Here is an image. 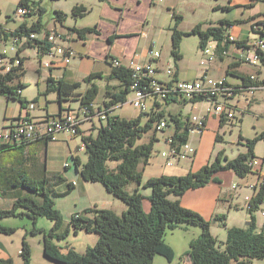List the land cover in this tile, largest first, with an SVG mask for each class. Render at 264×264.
I'll use <instances>...</instances> for the list:
<instances>
[{
  "label": "trees",
  "instance_id": "16d2710c",
  "mask_svg": "<svg viewBox=\"0 0 264 264\" xmlns=\"http://www.w3.org/2000/svg\"><path fill=\"white\" fill-rule=\"evenodd\" d=\"M30 1L21 0L19 5L31 6ZM86 12L87 8L83 5H74L73 7L74 15L83 16ZM56 14V19L61 22L67 16L60 10L56 11ZM173 18L175 23L171 27V53L175 56L176 61L182 59L179 50L184 36L199 35L201 47H204L210 40L217 41L219 50H221L223 42L227 46L230 43L225 40L228 31L225 25H235V21L223 19L217 25L209 24L206 29L203 28V23H198L192 30L184 32L179 28V24L183 20L182 14L174 11ZM0 26L2 27L1 23ZM42 26L41 22H36L32 26L22 23L17 30L41 31L44 29ZM71 30L76 31L80 38H85L87 33L96 31L95 28H77L76 26L71 27ZM262 33L263 31L259 32V34ZM45 36L47 38V35ZM238 43L244 45L245 41L241 40ZM17 54L19 57V49ZM235 65H230L229 69ZM229 69L227 75L233 74ZM24 74L25 69L20 68L19 72L4 71V75H0V95L6 96L8 99L19 100L22 108L26 107L29 102L22 97V89L27 85L20 80ZM102 77H104L103 73L93 72L85 78V81L91 83V87L89 86L82 94V104H90L97 100L100 87L97 83H92V80ZM110 79L119 80L120 89H108L106 96L109 100L105 101V105L112 107L119 103H125L127 95L131 93V71L125 67L114 66ZM243 79L245 83L250 82L248 77H243ZM80 85L79 82L70 83L63 79L56 80L49 77L48 89L45 93L57 92L59 102H62L65 97L74 94ZM36 100L37 98L34 101ZM171 102L169 100L167 103ZM163 110L154 112L145 122L143 121L144 113H140L135 118L110 116L106 124L104 122L100 124L97 135H83L82 141L85 144L87 160L82 161L78 156L72 154L76 169L85 180L102 183L108 192L117 196L127 205V209L122 215H118L112 209L94 206L86 208L78 217L75 216L76 214L72 216L70 225L75 228V232L86 230V232L99 234L97 242L88 247L85 252L77 251L71 243L61 246L56 242L57 239H64L65 233H59V229L63 226V217L55 206L54 198L67 195L73 188L72 183L68 184V190L57 192L54 185L66 181L63 174L48 172L43 168V172L38 176H33L27 170L9 168L7 166L9 160L3 159L4 151L13 148L19 153V149L26 144L0 143V197L12 195L14 199L12 208L0 209V218L29 217L35 223L34 228L31 229L33 235L40 231L44 232L41 227L36 226L40 216L50 219L53 222V227L45 234L44 253L49 259L61 264H153L157 255L173 261L175 252L167 243L166 235L168 231H173L182 225H199L202 229L200 234L190 241L187 253L193 260L192 264H253L256 260H263L264 226L261 231L257 230L254 213L264 202V186L251 198V209L249 210L252 216L249 226L234 225L229 227L224 242L219 241L211 233L210 220L192 208L183 206L180 201L185 192L191 188L196 189L212 182H221L217 176V173L221 171L233 170L239 177H245L253 172L247 162L250 158L256 157L255 145L264 138V130L255 138L247 140V152L238 154L234 158L224 157L221 152L214 162H208L198 171H189L180 176L162 174L144 182L140 165L149 163L151 155H153L154 144L158 140V131L154 125L162 116L168 117ZM169 117L177 123L176 143L180 146L189 141L191 124L177 113H170ZM220 119L221 125L227 121L225 115ZM148 132H151L150 139L138 143V140ZM16 156L17 154L12 156V159ZM131 180L138 184L133 192L126 189V185ZM141 185L151 189L149 197L151 211L149 213L143 208L145 195L140 190ZM171 196L176 198L171 199ZM225 218L226 215L215 217L216 220L222 221ZM13 231L11 226L0 223V233H12ZM21 256L20 264H31L32 250L26 238L22 242ZM0 264L16 263L8 257L0 259Z\"/></svg>",
  "mask_w": 264,
  "mask_h": 264
},
{
  "label": "crops",
  "instance_id": "0c3cea01",
  "mask_svg": "<svg viewBox=\"0 0 264 264\" xmlns=\"http://www.w3.org/2000/svg\"><path fill=\"white\" fill-rule=\"evenodd\" d=\"M165 0H76L74 2V5H83L87 8V12L84 14L94 16L91 18L88 22H82L80 24H74L70 25L68 23L67 17L61 20H57L55 17V20L53 22V25L49 28L46 27V25L42 24L44 29L46 31L55 30L58 31V33H61L65 41L62 42L63 45H70L75 50V55L71 58L69 63H66L60 55H56L53 59V66L49 68H45V66L41 65L40 63V70L41 68L47 69L46 77H45V85L46 89L43 91V100H39L37 97V100L35 101L37 103V106L34 109H25L22 108L20 110L19 116L23 112H28L31 117H34L37 120L45 119L49 115L53 114H60L63 113L68 108H77L81 104V97L82 94L86 92L87 88L90 86L91 83L85 81V78H87L90 74L93 72H101L103 73L104 77L97 78L92 80V83L95 82L100 87V93L101 94V100L96 102L99 105H105V101H108L109 98H107L108 89L111 90H119V80L117 79H110V74L112 72L113 66L111 65V60L113 58L120 59L121 62L126 63L131 58L135 57L137 61L139 62H147L149 59V50L153 49L155 46V38H160L163 33H168L172 35L171 27L174 25L171 24L169 21L170 18H173V12L172 13H164L163 8L160 6L161 2H164ZM256 1L259 0H239L236 2L238 6L248 7L249 5L257 4ZM171 5V6H170ZM167 6V8L172 7V4ZM174 5V4H173ZM247 10V8H245ZM175 11V10H173ZM248 13V16L246 19L237 18V20L242 21H248L250 25V35H243L242 28H238L237 24L233 26L231 29V33L241 39L242 41H245L248 45L252 44L256 37H259L260 35L257 34L256 31L252 29L253 24H259L263 27V33L261 36L264 37V10L260 12H254L250 14V11H246ZM172 20V21H173ZM40 22V21H38ZM37 22V23H38ZM7 20L4 24H7ZM22 23H26L28 26L29 24L26 20L22 21ZM36 23V22H35ZM20 24V25H21ZM34 24V23H33ZM32 24V25H33ZM212 24V23H211ZM19 25V26H20ZM209 24L204 26L203 28L206 29ZM212 25H217L212 24ZM18 26V27H19ZM76 26L77 28H83V27H91L95 28L96 31L89 32L86 34L85 38H80L76 31L71 30V27ZM168 26V30L167 27ZM47 35V34H45ZM39 37L37 34L38 39H44L46 36ZM170 35V36H171ZM253 36V37H252ZM172 39V38H171ZM227 51L224 50H218L216 51V59L214 62H212L209 65V73L214 76L215 78L221 77L223 74H226L228 85L231 86H239L242 85L245 80L243 77H248L251 73H256L260 76L261 79H264V64L259 67H253L246 63H244L240 58L239 55L234 52V45L232 43H229L227 46L224 42L223 46ZM27 50V49H26ZM25 50V54H26ZM157 50V49H156ZM203 50V48H202ZM220 51V52H219ZM37 53V51H36ZM18 55V54H17ZM40 56V55H39ZM204 57L203 51H202V58ZM27 60V58H26ZM158 68H159V76H165L167 78V75L165 73V68L168 66H172L170 61L166 60V57L163 58L161 55L160 59L158 60ZM200 61V62H201ZM176 62V61H175ZM185 57L182 55V59H179V62H176L175 73L176 77L181 79H187L185 74ZM236 64L235 67H232L229 69L230 65ZM200 67V66H199ZM188 69V68H186ZM230 70L233 74L227 75V70ZM202 64L200 69L197 71V76L195 78H198L202 72ZM52 77L53 79H63L67 82H79L81 85L76 90V92L72 95H69L65 97V99L62 102H59V108L56 111H49V101L53 100L49 98V92L46 94L48 89V78ZM164 78V77H162ZM165 78V79H166ZM104 80L106 83L104 85V88L102 89L99 85V81ZM25 82V81H24ZM26 83V82H25ZM264 90V87H260L257 90H255V93L258 91ZM57 94V92H55ZM243 94H246V96H243ZM129 95V94H128ZM127 95V101L123 104H117L114 109V114L121 115L117 112V109L120 107H123L125 104L129 102V98ZM248 92L245 90L238 89V93L236 94V97L233 99L234 102H238V105L240 107H243L241 104L242 102L249 105L250 110L253 108V100L256 101V95L254 94L253 98H249L250 101L245 99L248 96ZM99 96V95H98ZM23 98L29 100L28 98ZM244 97V98H243ZM99 99V97H97ZM243 98V99H242ZM57 99L58 94H57ZM242 99V100H241ZM253 99V100H252ZM35 100V99H34ZM252 100V102H251ZM30 102V101H29ZM34 102V101H31ZM75 103H77L75 105ZM130 103V102H129ZM42 104V105H41ZM45 104V105H44ZM168 104V103H167ZM22 105V104H21ZM27 105V104H26ZM130 105L134 107L131 103ZM166 104H164L165 106ZM40 107L41 112L34 113L36 109ZM165 111V108L164 110ZM140 112L137 110L136 116H133L134 118L139 116ZM189 116V115H188ZM187 116V118H188ZM187 118H183L186 120ZM148 119L147 116H144L143 121L145 122ZM96 120L98 118H95L92 121H85L81 125V131L80 134L77 136L70 137L75 138L78 136H81V141L83 138V135L87 134H96L98 133V127L99 125H96ZM234 121V120H233ZM232 120H227V122L233 123ZM221 125V119L218 115L209 116L207 120V125L201 130H195L194 128L190 131V138L189 141L192 140L191 133L199 132L200 134V141L198 142V148L196 149L195 156H192L190 158H186L180 161H175L173 164H168L166 159L163 157V155L160 153L161 151H165L168 149V146L165 143L164 136L167 135V133L164 132H157L158 140L154 144V150L153 155H151L149 163L146 165H143V179L144 182L147 181V179L151 177H156L160 175H185L189 171H198L200 170L204 165H206L209 162V155L212 153V149L214 148L215 142H217V131L222 127ZM95 128V131H92V129ZM61 134H67V133H60L58 134V138L56 140H38L35 142H32L30 144H26L24 147H21L19 149V153H17V156L12 159V155L9 154L5 156L6 158H9V162L7 163V166L9 168L15 169V170H27L28 173H30L33 176H38L41 172H43V168L46 169L48 172H57L63 174L66 181L63 183H67V187L63 189H56L57 192H64L68 190V184L72 183L73 188L69 191L67 195H74L75 192L79 191L81 192L80 199H78L75 202V210L71 209L72 213L69 218V222H71V218L73 215L77 213H82L86 208H91L96 206V204H93V201H89L90 204H87L85 196H91L93 193H96V190H98L100 193L102 190V187L99 186L100 182H88L85 180L80 172L76 169L75 166V178L72 179L68 175L69 169L72 168V165L69 160H66L68 162V166L65 165L63 170L56 169V170H50L49 166L42 158V155L46 156V153L48 152L49 144L53 141H60L59 136ZM219 139V138H218ZM188 141V142H189ZM192 145V144H191ZM79 151H83L86 153L84 142L82 141L81 144L78 146ZM69 157L72 158L73 156H76V154L71 151ZM11 157V158H10ZM79 157V156H78ZM87 160V157H85ZM84 160V161H86ZM65 162V163H66ZM264 165V162H263ZM150 170L149 177L146 176L144 173V170ZM264 172V170H263ZM217 176L221 179V182H212L210 184H207L206 186L199 187L196 189H189L185 192V194L181 197L180 203L187 207L192 208V210H195L207 218V220H210L213 222L215 217L217 215H226L225 213H222L219 209V205H222V208L225 210H228V214L231 211L232 204L238 195V192L240 194L243 192H246L245 189L249 190L250 193H247L245 195V203L244 207H246V203L248 199L253 195V190L248 186L250 182H255L257 180V176L253 178L250 174L246 175L245 177H236L238 176L235 171L229 170V171H221L217 173ZM230 179V180H229ZM63 184H59L58 187L62 186ZM57 187V188H58ZM105 188V187H104ZM141 192L145 195V198L143 200V208L144 210L149 213L151 211V202H150V195H151V189L148 187H145L144 189H141ZM57 198H54V201L56 202ZM237 206V204H236ZM80 207V209H79ZM99 207V206H98ZM248 209V208H247ZM126 209H123L125 211ZM223 211V210H222ZM250 216H248L246 220V225H237L239 227H248L250 218L252 216L251 211ZM220 212V213H219ZM264 203H262L259 207V209L254 213L255 219H256V226L257 230L261 231L264 226V218L259 219L258 215L262 214L264 216ZM226 215V217L229 215ZM5 222V220H3ZM226 221V218L223 220ZM2 222V223H4ZM248 224V226H247ZM232 225V226H234ZM69 226H71L69 224ZM226 226V225H225ZM230 226H226L227 232L228 228ZM177 231H182L184 233H192L189 236H187L185 239L187 243L190 244V240L197 237L202 229H199L198 227H193L192 225H182L179 228H176ZM174 231V230H173ZM79 235V232H77ZM174 234V233H173ZM4 233H0V247L4 249V251H0V258H12L16 264H20L22 262L21 258H19L18 255H15L10 252L8 248V240L5 238ZM97 237L93 239V241L97 242ZM92 241V242H93ZM167 241V239H166ZM61 242L58 243V245L64 246L65 243L70 242ZM168 244L171 245L175 252V257L173 261H170L172 264H192L193 260L190 255H188V247L183 248L180 245L179 240L167 241ZM94 243H90L88 247L93 246ZM77 251L80 252V250L77 248L76 245L73 243L71 244ZM87 247V249H88ZM86 249V250H87ZM158 256V255H157ZM156 259V258H155ZM43 263L46 264H55L45 255L43 252ZM32 264V263H31ZM253 264H264L263 260H256Z\"/></svg>",
  "mask_w": 264,
  "mask_h": 264
},
{
  "label": "rangeland",
  "instance_id": "374dc122",
  "mask_svg": "<svg viewBox=\"0 0 264 264\" xmlns=\"http://www.w3.org/2000/svg\"><path fill=\"white\" fill-rule=\"evenodd\" d=\"M19 1L21 0H0V23L4 24L7 20L8 27L10 28H18L22 21L26 20L29 26H32L33 23L40 21L42 24L46 25V27H51L56 17V11L60 10L64 14H66L68 23L70 25L80 24L82 22H88L94 16L86 15V16H77L73 14L74 2L76 0H31L30 5L33 9L32 14L18 16L17 9L20 6ZM90 1V0H88ZM239 0H165L160 3V6L163 8L164 13H172L175 10L177 13L182 14L183 20H181L179 24V28L188 32L192 30V28L198 24L203 23V27L207 24H219V22L223 19H227V21H235L238 28H242L243 35H250V25L248 21H237V18L246 19L248 13L246 11H250L251 13L260 12L264 10V0L256 1L257 4L249 5L248 7L238 6L236 2ZM244 1V0H243ZM172 4V7L167 8ZM174 4V5H173ZM171 6V5H170ZM247 8V10H245ZM170 18V22L173 25L175 22ZM168 30V26L166 27ZM48 31L43 29L38 31L37 34L39 37H43L47 34ZM170 32L163 33L160 38H155V46L154 49H157L161 52L163 58L166 57L167 61H170L172 66H176L175 56L171 53L172 50V40L170 36ZM253 37V36H252ZM17 50L15 48L10 49V57H18ZM202 47L200 46V38L197 34H191L188 36H184L180 45L179 52L181 55L185 57V75L189 78L194 79L197 76V71L201 67V58H202ZM26 58L27 60L24 62L25 74L21 77V81L26 82V86L22 89V95L29 99V101H34L37 97L39 100H43V91L46 89L45 85V77L47 69L40 68V61L42 62L52 61L48 55H44L40 57L34 48L28 47L26 50ZM176 61V62H175ZM200 66V67H199ZM175 70L174 67L168 66ZM167 67V68H168ZM188 68V69H186ZM176 71V70H175ZM166 78L165 76H162ZM214 77V76H213ZM105 81H99V85L101 88H104ZM101 94H99V99L101 100ZM256 101L253 100V108L250 110L249 105L242 102L243 107H247L248 110L243 115H240L237 112L236 118L232 119L233 123L227 122L223 124V126L217 131V142H215L214 148L212 149V153L209 155V163H212L216 160L218 155L223 152L224 157L228 156V158H234L238 154L245 153L248 150L247 140L255 138L264 130V90H260L255 93ZM133 96V93L128 95L130 99ZM246 96V94H243ZM253 98V96L248 95ZM49 98L53 99L49 101V111H56L59 108V101L57 99V94L55 92H51L49 94ZM244 98V97H243ZM242 98V99H243ZM241 99V100H242ZM251 100V102H252ZM234 99H231V102H234ZM77 103H75L76 105ZM207 101L198 102V103H189L185 101H173L164 106L165 113L169 117V114H180L182 118H187L189 114L198 115L202 113L208 106ZM42 105V104H41ZM45 105V104H44ZM21 102L17 99L10 98L8 99L6 96L0 95V131L3 129L4 125L10 119L16 121L19 117V113L21 108ZM41 112L40 107L36 109L34 113ZM117 112L121 115V117L131 118L136 116L137 109L132 107L128 102L123 107L117 109ZM101 124L100 120H96V125ZM95 131V128L92 129ZM96 135V134H94ZM151 132L145 133L142 138L138 140V143L146 142L150 139ZM192 140L189 141L196 149L199 147L198 142L200 141L199 132L192 131L191 133ZM219 138V139H218ZM60 141H53L49 144L48 152L45 155H42V158L46 160L49 169L56 170L65 167L66 160H69L72 168L69 169L68 175L70 177L75 178V163L73 158L69 157L71 151H73L76 156L84 161L87 157L86 153L78 150V146L81 144V136L71 138L69 134H61L59 136ZM17 150L10 148L3 153V159H9L5 156L11 154L12 156L17 154ZM255 156L262 159L264 162V138L259 140L255 145ZM11 156V157H12ZM10 157V158H11ZM140 168L143 170V164L140 165ZM264 170V165H263ZM146 176L149 177L150 170H144ZM253 178L256 175L251 172L249 173ZM144 175V174H143ZM157 177V176H156ZM239 177V176H236ZM230 180V179H229ZM63 185L58 187L57 184L54 185V188L63 189L67 187V183H62ZM137 183L133 180L130 181L128 185H126V189L129 192H133L137 187ZM102 187L103 193L96 190V193L93 195L85 196L87 204H90L89 201H93V204H96L98 207L112 209L117 212L118 215L123 214V209H127V205L117 196L108 192L102 183L100 185ZM58 187V188H57ZM145 186L141 185L140 190L144 189ZM246 192H243L236 196L231 211L228 214V210L222 208V205H219V209L222 213L228 214L229 217H226V221L222 220H214L211 222V233L213 236L217 237L219 241L224 242L226 240L227 228L226 226H232L234 224L237 225H246V220L248 216H250V212L247 208L244 207L245 203V195L250 193L249 190L245 189ZM81 192L77 191L74 195H65L63 197H59L56 199L55 206L61 212L63 217V226L59 229V233H65V238L62 240H58L56 242H70L77 246L80 252H85L90 243H96L93 241L95 236L99 239V234L96 232H86V230H79V235L75 232V228L73 226H69V218L71 215V211L75 208V202L80 199ZM175 196H171V199H175ZM14 203V199L12 195L1 196L0 197V209L12 208ZM237 204V206H236ZM248 201L246 203L247 207ZM72 209V210H71ZM76 209V208H75ZM74 209V210H75ZM80 209V207H79ZM220 213V212H219ZM259 219L264 218L262 214L258 215ZM5 220V222L3 221ZM4 222V223H2ZM0 223L11 226L14 231L11 233H4L5 238L8 240V248L10 252L15 255H18L21 258V248L22 242L26 238L27 243L31 247L32 250V264H46L42 262L43 252H44V238L45 234L50 231L53 227V222L46 217H39L36 223L37 227H41L44 232H38L36 234L31 233V229L34 228V221H32L29 217H19V216H8L5 218H0ZM226 225V226H225ZM248 226V224H247ZM70 227V228H69ZM193 227H198L201 229L199 225H193ZM174 233V234H173ZM192 233H184L182 231H168L166 235L167 241H172L174 238L179 240L180 245L185 247H190V244L187 243L186 237L191 235ZM93 241V242H92ZM97 241V240H96ZM191 241V240H190ZM63 243V244H64ZM93 245V244H92ZM0 251H4L3 248L0 247ZM8 258V257H7ZM5 259V258H0ZM12 259V258H11ZM22 260V258H21ZM14 261V260H13ZM55 264L57 263L54 260H51ZM15 262V261H14ZM153 264H172L166 257L158 255L156 256Z\"/></svg>",
  "mask_w": 264,
  "mask_h": 264
},
{
  "label": "built area",
  "instance_id": "2783aa9c",
  "mask_svg": "<svg viewBox=\"0 0 264 264\" xmlns=\"http://www.w3.org/2000/svg\"><path fill=\"white\" fill-rule=\"evenodd\" d=\"M33 13L31 6L21 5L17 9L18 16H24ZM228 29L225 40L234 45V52L239 55V58L246 64L259 67L264 64V37L259 34L263 31L262 25L253 24L252 28L259 34L252 44H239L241 41L238 37L231 33L232 25H225ZM18 28H10L8 24L0 26V75H4V71L19 72L20 68H24L26 61L25 50L28 47L34 48L40 57L50 56L54 58L56 55L69 63L75 55V50L70 45H63L65 41L61 33L50 30L47 32V38L37 39L38 31L17 30ZM224 42L222 43L223 46ZM19 49V57H10V49ZM203 48L204 57L201 61L202 72L198 78L181 79L176 77L175 70L168 67L165 68L167 78L159 76L158 60L161 57V52L156 49L149 50V59L147 62H139L135 57L128 62L123 63L120 59L113 58L111 65L121 66L129 69L132 74L130 90L133 96L129 102L140 113L150 118L154 112H159L164 109V104L169 100L185 101L189 103H198L207 101V108L200 114H189L186 122L191 124V129L201 131L206 125L209 116L225 115L227 120H234L237 112L243 115L247 112V107H240L238 102H231V99L236 97L238 89L245 90L249 95L253 96L255 90L264 87V79H261L256 73L248 75L250 82L240 84L239 86L228 85L226 74L215 78L209 73V65L216 59V51L219 50L217 41H208ZM222 48V47H221ZM223 50H227L223 47ZM53 60L42 62L41 65L45 68L53 66ZM20 93L22 91H19ZM248 103L250 99L245 98ZM37 103L28 102L25 109H34ZM115 106L108 107L99 105L96 101L90 104H80L77 108H68L63 113L47 116L45 119L37 120L31 117L28 112H23L16 121L10 119L0 131L1 144L23 145L29 144L38 140H56L58 134L67 133L77 136L80 134L81 125L85 121H92L98 118L102 124L107 123L110 116L114 114ZM158 132L167 133L164 136L167 150L160 153L166 159L168 164H173L175 161H180L186 158L195 156L196 149L188 141L182 145L176 143L177 123L170 117L162 116L154 125ZM85 145V144H84ZM248 165L251 166L253 173L257 176L255 182H250L248 186L253 190V195H256L260 188L264 186L263 161L259 157H252L248 160ZM68 166V162L65 163ZM248 199L247 208L251 209V198ZM264 203V202H263ZM264 213V212H263ZM80 213L75 216L78 217Z\"/></svg>",
  "mask_w": 264,
  "mask_h": 264
},
{
  "label": "bare ground",
  "instance_id": "6f19581e",
  "mask_svg": "<svg viewBox=\"0 0 264 264\" xmlns=\"http://www.w3.org/2000/svg\"><path fill=\"white\" fill-rule=\"evenodd\" d=\"M5 72H7V71H5Z\"/></svg>",
  "mask_w": 264,
  "mask_h": 264
}]
</instances>
